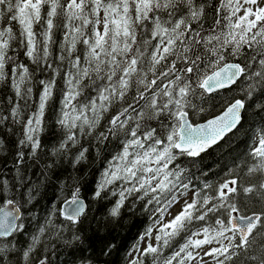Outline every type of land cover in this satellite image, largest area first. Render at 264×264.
I'll return each mask as SVG.
<instances>
[{
  "label": "snow or ice",
  "instance_id": "obj_1",
  "mask_svg": "<svg viewBox=\"0 0 264 264\" xmlns=\"http://www.w3.org/2000/svg\"><path fill=\"white\" fill-rule=\"evenodd\" d=\"M257 90L264 0H0V149L14 141L0 157V253L50 264L42 237L79 241L87 205L72 173L71 197L38 220L24 205L73 149L75 167L109 146L92 199L151 220L124 264H235L249 249L247 264H264V209L241 208L264 202L250 179L264 177V126L222 179L194 181L184 162L243 129L248 108L264 113Z\"/></svg>",
  "mask_w": 264,
  "mask_h": 264
},
{
  "label": "trees",
  "instance_id": "obj_2",
  "mask_svg": "<svg viewBox=\"0 0 264 264\" xmlns=\"http://www.w3.org/2000/svg\"><path fill=\"white\" fill-rule=\"evenodd\" d=\"M5 91L7 90L5 89ZM239 95H243V93H239ZM253 99L256 100L257 104L264 102V96L260 95L259 90L254 94ZM258 112L259 109L255 107L248 108L247 122L244 128L227 136L219 145L205 153L202 159H197L195 167H192V161H184L194 174V181L199 180L202 182L204 177H210L213 181L222 179L223 176L228 175L225 167L231 166L234 159L240 157L241 159L237 163H242L243 157L247 154L252 140L255 138L253 135L254 130L264 126V113L257 114ZM201 120H203V117H201ZM3 138L5 146L0 149V157H8L10 151L14 148V141L11 137L5 136ZM75 151L76 149L72 150L68 159L60 160L57 172L51 175V182L40 185L38 190L33 193V202L24 205V207L31 209V212H27L26 216H33L38 220L45 214L50 202L56 197L60 199L70 198L73 189L68 184L62 183V180L69 173H72L78 177L80 197L87 205L82 223L77 225L75 229V231H79L81 239L65 243L68 238L67 233H65L64 240L55 237L49 240L45 235L42 237L43 239L40 241L38 248L46 252L50 264H124L125 253L136 246L139 238L144 235L145 230L151 225V220L146 212L139 210V205H137L136 210L127 211L122 209L120 216L112 217L109 213L115 198L110 197L106 201L92 199L90 189L94 187L93 182L98 176L99 170L104 167L105 159L109 156V146H105L98 156L90 149L85 160L72 167V156ZM0 166H2V162H0ZM35 171V169L31 170L33 178H35ZM57 175L62 179L58 180ZM244 179L247 180L249 177H244ZM250 179L255 183L264 182V177L261 176L251 177ZM188 196L191 198V193ZM241 208L247 212H259L264 209V202L248 201L242 203ZM26 239L27 237L18 236L17 241L19 244L17 246L22 245ZM106 246H111V254L101 255ZM256 247L264 248V244H257ZM251 252L252 250L249 249L248 253H242L235 264H247V257ZM39 254L38 251L36 256L38 257ZM0 255L5 257L3 264H15V260L11 259L12 252L6 251L0 253Z\"/></svg>",
  "mask_w": 264,
  "mask_h": 264
},
{
  "label": "water",
  "instance_id": "obj_3",
  "mask_svg": "<svg viewBox=\"0 0 264 264\" xmlns=\"http://www.w3.org/2000/svg\"><path fill=\"white\" fill-rule=\"evenodd\" d=\"M230 134H232V133H229V134H227L217 145H219L227 136H229ZM217 145H215V146H213L212 148H210L208 151H210L211 149H213L214 147H216ZM207 151V152H208ZM204 155V154H203ZM86 204V203H85ZM86 211H87V208H86ZM86 213V212H85ZM3 238H0V240H2Z\"/></svg>",
  "mask_w": 264,
  "mask_h": 264
},
{
  "label": "rangeland",
  "instance_id": "obj_4",
  "mask_svg": "<svg viewBox=\"0 0 264 264\" xmlns=\"http://www.w3.org/2000/svg\"><path fill=\"white\" fill-rule=\"evenodd\" d=\"M178 207H179V205H176V206L172 209V213H174ZM169 218H170V217H169ZM141 246H143V243H142V242H141Z\"/></svg>",
  "mask_w": 264,
  "mask_h": 264
}]
</instances>
